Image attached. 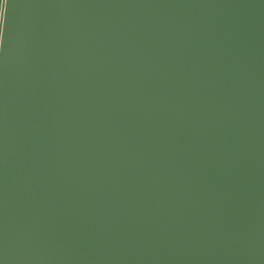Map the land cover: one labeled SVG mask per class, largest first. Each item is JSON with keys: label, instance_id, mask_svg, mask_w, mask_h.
Wrapping results in <instances>:
<instances>
[{"label": "water", "instance_id": "obj_1", "mask_svg": "<svg viewBox=\"0 0 264 264\" xmlns=\"http://www.w3.org/2000/svg\"><path fill=\"white\" fill-rule=\"evenodd\" d=\"M0 264H264V0H0Z\"/></svg>", "mask_w": 264, "mask_h": 264}]
</instances>
